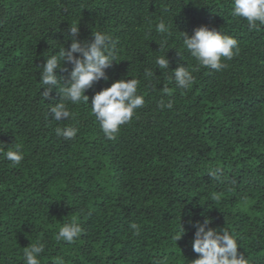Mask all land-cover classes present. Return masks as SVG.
Here are the masks:
<instances>
[{
    "label": "trees",
    "instance_id": "trees-1",
    "mask_svg": "<svg viewBox=\"0 0 264 264\" xmlns=\"http://www.w3.org/2000/svg\"><path fill=\"white\" fill-rule=\"evenodd\" d=\"M232 13V0H0V264H24L37 242L41 264H191L193 225L208 217L237 234L247 264H264V26ZM160 21L171 36L155 31ZM71 23L81 40L110 33L119 62L86 92L89 103H69L70 118L56 121L50 109L61 93L44 100L41 64L70 47ZM203 25L238 41L221 71L199 66L183 46V32ZM166 55L161 70L155 60ZM181 64L194 76L187 90L173 78ZM122 78L140 81L145 103L110 140L90 103ZM65 126L78 128L73 139L56 135ZM17 146L23 159L13 164L3 152ZM216 167L223 174L213 180ZM72 219L81 236L57 241Z\"/></svg>",
    "mask_w": 264,
    "mask_h": 264
},
{
    "label": "clouds",
    "instance_id": "clouds-1",
    "mask_svg": "<svg viewBox=\"0 0 264 264\" xmlns=\"http://www.w3.org/2000/svg\"><path fill=\"white\" fill-rule=\"evenodd\" d=\"M233 16L243 18L247 21L251 29H257L258 25L264 26V0H232ZM171 25H166L160 21L155 31L171 36ZM79 24L71 23L67 29V35L71 37V44L68 48H61L58 55L45 56L46 62L41 64L40 81L41 92L44 100H47L54 88L58 87L61 93V102L56 103L50 109L52 118L56 121L68 120L71 113L68 104L89 103V95L86 92L101 79L107 80L106 70L117 61L115 49L117 41L110 33L95 31L91 40H81L79 38ZM183 46L198 62L199 66L207 67L211 70L221 71L227 67L225 60H231L239 53L238 41L221 30L210 28L207 25L196 28L193 34L183 32ZM162 49L167 44V39L162 43L158 42ZM78 54V55H77ZM156 66L165 70L169 68L170 60L166 56L157 57ZM63 65V66H61ZM57 70L69 72L66 80L58 79ZM154 73L150 69H145L144 77L152 78ZM175 85L182 90L189 89L194 83L192 70L183 64L173 71ZM140 81L132 78L118 79L111 86L104 88L91 99V113L107 139H115L122 125L130 122L137 109L144 106L143 95L138 94ZM63 85V86H61ZM165 94H170L167 87H164ZM161 109H171V101L165 103L160 101ZM78 132L75 126L57 127V136L66 140L73 139ZM5 146V145H4ZM6 147V146H5ZM3 156L13 164H19L23 159V154L17 146L16 150L3 152ZM223 170L219 167L210 169L208 176L219 179ZM213 199H219L213 197ZM212 218L208 217L203 222L197 221L193 227L196 229L192 241L193 251L199 254V258L193 260L191 264H247V260L238 248L239 242L237 234L223 227H210ZM130 227L139 232L137 224ZM83 228L76 219L64 223L59 227L56 234L57 241L74 243L82 234ZM182 226L181 234L175 237L179 240L184 234ZM45 250L44 243H31L30 247H25L23 256L24 264H41L39 257ZM54 264H64L62 258H57ZM156 264V262H154Z\"/></svg>",
    "mask_w": 264,
    "mask_h": 264
}]
</instances>
